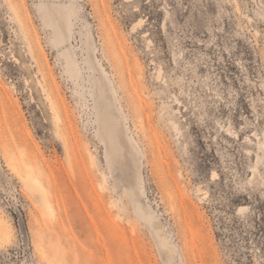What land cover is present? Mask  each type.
Returning a JSON list of instances; mask_svg holds the SVG:
<instances>
[{
    "label": "rangeland",
    "instance_id": "rangeland-1",
    "mask_svg": "<svg viewBox=\"0 0 264 264\" xmlns=\"http://www.w3.org/2000/svg\"><path fill=\"white\" fill-rule=\"evenodd\" d=\"M0 264H264V0H0Z\"/></svg>",
    "mask_w": 264,
    "mask_h": 264
},
{
    "label": "bare ground",
    "instance_id": "bare-ground-1",
    "mask_svg": "<svg viewBox=\"0 0 264 264\" xmlns=\"http://www.w3.org/2000/svg\"><path fill=\"white\" fill-rule=\"evenodd\" d=\"M57 34L55 37L56 43L67 41L68 32L62 27L61 24L56 26ZM67 70L73 73L75 70L76 62L74 56L70 51L67 52ZM91 96L94 98V111L96 121L101 129L103 137L108 141L111 156L114 160L121 162L122 167L129 175L127 190L130 192L131 200L137 202V183L135 181V173L130 167V164L137 163V157L133 152L132 147L123 140L118 126L121 125V118L115 103V99L110 87L104 83L100 78H95L91 82ZM28 184H37L36 180L30 175H26Z\"/></svg>",
    "mask_w": 264,
    "mask_h": 264
}]
</instances>
